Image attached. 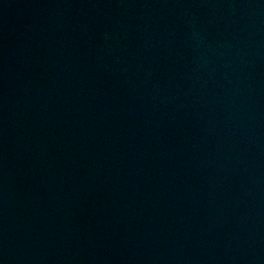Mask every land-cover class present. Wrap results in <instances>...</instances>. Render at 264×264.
Here are the masks:
<instances>
[{
	"label": "water",
	"instance_id": "95a60500",
	"mask_svg": "<svg viewBox=\"0 0 264 264\" xmlns=\"http://www.w3.org/2000/svg\"><path fill=\"white\" fill-rule=\"evenodd\" d=\"M0 264H264V0H0Z\"/></svg>",
	"mask_w": 264,
	"mask_h": 264
}]
</instances>
